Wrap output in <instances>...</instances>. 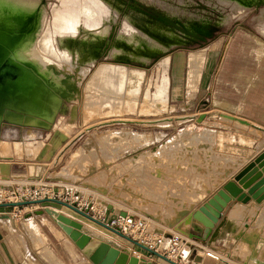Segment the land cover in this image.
<instances>
[{
  "label": "rangeland",
  "instance_id": "374dc122",
  "mask_svg": "<svg viewBox=\"0 0 264 264\" xmlns=\"http://www.w3.org/2000/svg\"><path fill=\"white\" fill-rule=\"evenodd\" d=\"M78 1L43 0V7L39 9L43 25L36 30V37L39 39L38 45L46 41H62L63 45L58 51L66 54L64 53L62 58L56 55L59 58L53 59V56H50L53 63L58 62L56 67L59 71L63 69L62 73L73 74L71 81L75 78L76 83L80 82L77 83L80 85V92L77 93L79 97L77 101L69 102L66 109L65 103L62 104V115L56 117L48 129L2 123L0 140H5L6 143L4 142V145L0 142V163H7L5 165L8 172L9 164L11 168H17L20 174L12 175L20 183L33 185L45 182L54 185L58 192H62L64 198H69L72 193L77 192L76 201L88 204L86 211L90 206H93L94 211H105L107 215H116L121 210H128L130 214L144 219L154 235L168 229L184 230L189 227V223L180 218L182 215L178 214V219L176 218L177 210L183 207L189 210L197 209L238 172L242 165L238 166V163L232 162L234 156L248 160L257 150L254 143L258 139L255 135L259 132H256L250 120L252 121L253 116H258L262 108L259 103L264 102V34L260 30V22L264 21V0H246L247 5L243 9H237L220 0H187L186 3H183L185 0H161L185 9L186 12L206 16L207 20L195 19L188 23L187 28L192 32L189 36H179L176 45L153 56L146 65H142L143 80L137 96L133 94L134 98L130 93L127 94V90H123L120 84L122 81L113 75L114 66L111 65L116 64L117 60L109 57L136 56L139 59L146 56L143 54L145 48L138 45L146 44L147 33L139 24H146L152 32L159 34L164 33L166 29L139 16L131 19L123 17L125 12L127 9H133L164 23H169L164 18L171 19L176 23L172 29L179 33L186 26L185 18L180 16V12L178 17H172L155 0H120L121 7L118 12L115 5L111 4L112 0ZM87 5L98 7L102 15L92 18L87 12L79 11L80 7L86 8ZM106 16L109 19H106ZM112 24L114 27L118 25V35L111 43L114 31ZM44 28L47 29L45 32ZM103 39V48H107L110 43L111 46L109 50L100 53ZM65 40L89 42L96 53H90L84 60L78 58L74 53L77 51V44L70 46ZM173 40L171 38L170 41ZM47 44L42 45L41 52L45 49L43 53L48 58ZM53 48L57 50L58 47L54 45ZM198 53H204L202 69L198 75V83L192 85L188 79V57ZM97 55L98 65L97 62L91 65ZM68 58L69 62L64 64ZM76 59L79 61H76L78 65L74 63ZM119 62L123 65L126 63L124 60ZM109 67H112L113 71ZM236 67L242 70V76L231 75L230 71H235ZM77 70L78 74L81 70L83 74L78 76L75 73ZM100 71H104L101 72L103 75ZM91 78H94L95 82L90 83ZM162 79L163 98L154 99V93L160 88ZM98 82H101V85ZM107 86L112 90H108ZM126 99L134 105L131 106ZM70 105L75 108L74 116L69 115ZM241 119L248 120V124H243ZM56 129L64 131V137L53 145L50 139ZM26 138L36 146L30 152L26 151L25 145L22 144ZM188 140L191 141L187 142ZM209 143L213 147L208 145ZM152 150L158 151L157 155L152 156ZM213 152L220 157L216 158ZM230 166L232 170L228 169ZM9 175L0 172V185H3ZM85 182L93 184L94 189L90 188L92 185L85 187ZM49 206L63 208L45 202L19 208L6 207L0 209V212L9 216L13 226L27 220L32 222L33 212L39 214V218H46L45 207ZM229 206L231 207V204L221 211L219 220L226 218ZM257 208L254 202L247 206L238 204L233 206L228 215L239 224L251 222L255 225L263 222L264 218V206L260 208L261 214L258 215L255 214ZM63 209L56 210L69 211ZM245 213L248 216L244 220ZM0 234L3 237L1 231ZM113 236L116 240L129 242L120 236L116 237V234ZM251 246L232 239L226 247V252L219 253L222 259L215 260L213 264H253L247 257ZM230 247H233V251ZM227 251H231L232 255ZM191 259L195 264H206L207 261L203 254L200 257L193 255ZM262 259L264 260V252L260 253V250L259 256L252 257L254 264H260Z\"/></svg>",
  "mask_w": 264,
  "mask_h": 264
},
{
  "label": "bare ground",
  "instance_id": "6f19581e",
  "mask_svg": "<svg viewBox=\"0 0 264 264\" xmlns=\"http://www.w3.org/2000/svg\"><path fill=\"white\" fill-rule=\"evenodd\" d=\"M91 1H93V0H91ZM95 1L97 2V0H95ZM155 1L158 4H160L161 7H163L164 9H166V11L172 17H178L179 16L178 13L180 12V14H182L180 16H183V18H185L184 21L186 23V26L179 33L177 31H174V29H172V27L175 28L176 23L173 22L171 19L164 18L166 21L169 22V23H166V22L164 23V22H161V21H159V20H157V19H155V18H153L151 16H146L143 13H140V12L135 11L133 9H127V11L125 12V14H124L123 17H128V19L129 18L131 19V18H134L136 16H139V17H141L143 19H149L150 22H155V23L159 24L163 29H166L167 30V31L165 30L164 33H162V34H159V33L155 32V31L152 32L146 26V24H139V26L147 33V38L148 39L145 38L146 39L145 40L146 41V44L143 43L142 45H140V44L139 45L137 44V45L139 47L145 48L146 51L143 54L144 55L146 54V56H142L139 59H137L138 57L136 58V56L135 57L131 56V58H128V57H119V56L113 55V56H110L109 57V58H114V59L117 60L116 64L111 65V66H114V72L116 73V74L114 73L113 75H116V79L122 81V83H120V84H122L121 87L123 88V90L124 89L127 90V92H128L127 94L128 95H129V93L131 95H133V94L136 95V93L140 89V86L142 84L141 81L143 80V74L142 73L144 71V68L142 67V65H146L148 63V61L151 60V58L153 56H155L157 54H160V53H164L170 47L172 48V46L176 45L179 42V36L180 37H184V36L187 37V36H189L190 33H192V32L187 28L188 27V23H190L191 21H193L195 19H198V20H201V21L207 20V17L206 16H200V15H195V14H193L191 12H186L185 9H180L178 7H174L173 5H171L170 3L166 2V1H161V0H155ZM220 1H223L226 4L227 3H230L233 7L237 8V9L246 8L245 5H247L246 2H245L246 0H220ZM110 2H111L112 5H115V7H116L115 9L118 12V10L121 7V1L120 0H112ZM186 2H187V0L183 1V3H186ZM90 5H87L86 8L80 7L82 9L79 8V11L82 12V10H83V11L87 12L88 14H90L92 16V18H93V16L102 15V14H100L98 7H96L94 5L92 7ZM84 6H86V5H84ZM42 7H43V0H0V70H7V67H11V68H14L16 70V72H15V74L13 76H8V75H6V76L5 75L4 76H0V128H1L2 123L5 122V123L11 124V125H18V126L20 125V126H23L25 128L48 129L55 122L56 117L62 115V113L60 112V110L62 109L61 108L62 107V104L65 103L64 106H65V109H66V107L68 106V103L69 102L77 101V99L79 97L77 95V93L80 92V85L77 84L79 81H77V83H76L74 81L75 78L73 80L74 82L71 81L72 80L71 76L73 74H64V73H62L61 71L63 69L61 71H59L58 68L56 67V63H58V62L53 63V59L54 58H57L58 56H61V58H62V56H64L66 54L65 52H64L65 53L64 54V53L58 51L62 47V45H63L62 44V41L52 42V43L51 42H48V41H46V43L43 42L44 44H47V42H48V44H47L48 45V54H47L48 55V58L44 54L45 53L44 52L45 49L43 50L44 53L41 52L42 45H44V44H42V45L39 44L38 45L39 39H37V37H36V30L40 29L42 27V25H43V18L41 17L40 11H39V9L42 8ZM42 15H43V13H42ZM91 16H89V18ZM107 16H106V19L108 18ZM113 16H111V18ZM94 18H96V17H94ZM261 18L262 17H259V19H261ZM100 20H101V18H100ZM104 21H103V23H104ZM105 23L107 25V22L106 21H105ZM109 23H112V22L110 21ZM260 23H262L261 26H260L261 27L260 30L264 34V21L262 20ZM120 24H121V22H120ZM167 24H169L171 26H168ZM118 25H119V23H118ZM118 25L116 24L115 27H114L113 24H112V26L114 27V31H113V35H112V38H111V43H112L113 40L116 39V37L118 35V33H117ZM46 30L47 29L44 28L43 31L45 32ZM46 33H48V32H46ZM40 34L42 35V33H40ZM46 37L48 38L49 36H46ZM46 37H45V39H46ZM171 38H173L174 40L173 41H170ZM42 39H44V38H42ZM104 39L101 41V46L103 45ZM50 40H52V39H50ZM66 42L69 43L70 46L77 44L78 48H77V51H75L74 53L76 54V56L78 58H81L83 60L90 53H93L95 51L91 47V45H90L89 42L80 41V40H71V41L68 40ZM111 43H110V45H108L107 48H103V46H102V49H101L100 53H104L105 51L109 50L108 48H110ZM138 43H141V42H138ZM54 45L56 47H58L57 50H56V48L55 49L53 48ZM45 48H47V46ZM123 48L125 49L126 47H123ZM128 48H130V47H128ZM113 52H114V50H113ZM95 53H96V51H95ZM100 53H99V55H100ZM71 54L73 55V52ZM50 55L53 56V59H51V56ZM56 55H58V56L56 57ZM99 55H97L95 57V59L92 61L91 65L94 64L95 62H97V58H98ZM123 55H125V54L123 53ZM188 58H189L188 59V66H189V74H188L189 77H188V79H189V82L192 85H196L198 83V75H199V72L202 69V63H203L204 53L193 54L192 56H190ZM73 59H74V57H73ZM56 60H58V59H56ZM63 60H64V57H63ZM69 60H70L69 58L67 60H65L64 61V64H67V62H69ZM123 60H124V62H126L125 65H123V64H121L119 62V61H123ZM76 61H78V60L77 59L74 60V63L75 64L77 63ZM61 62H63V61H61ZM100 62H103V61H100ZM109 62H112V61H109ZM130 62H132V63H130ZM133 62L136 63V64H133ZM64 64H62V65H64ZM138 64H140L141 66H139ZM77 65H78V63H77ZM97 65H98V62H97ZM128 65H131V66H128ZM57 66H58V64H57ZM109 68H111L112 71H113V68L112 67H109ZM67 69L69 70V67H67ZM89 69H87V71ZM102 69H104V68L102 67ZM84 70H85V68H84ZM58 71H59V73H58ZM81 71H79L80 76L83 74V72H81ZM101 72L104 73V71H100V73ZM75 73L78 74V70ZM103 73H101V74L103 75ZM79 74H78V76H79ZM109 75H111V74H109ZM93 77H94V75H93ZM107 77H108V75H107ZM93 79L91 78V80H89L90 83L95 82V80H93ZM76 80H78V77L76 78ZM118 80L116 81V83L118 82ZM110 81H112V80L110 79ZM101 82H98V83H100V85H101ZM103 82H105V81H103ZM112 82H114V80ZM163 83H164V79L161 80L160 88L154 93V96H153L154 99H156L158 97L160 99L163 98V93H164V84ZM105 84H106V82H105ZM100 85H97V86L99 87ZM103 86H104V84H103ZM103 86H102L101 89H103ZM118 86H119V84H118ZM118 88H117V90H122L121 88L120 89H118ZM108 90L111 91L112 89H110L108 87ZM105 91H107V90H105ZM118 93H119V91H118ZM116 94H117V92H116ZM88 96H89V94H88ZM125 97H126V94H125ZM132 97L134 98V95ZM85 98H87V97H85ZM126 100H128V99H126ZM123 103H124V101H123ZM129 103H131V102L129 101ZM149 103H147V104H149ZM132 104L133 103H131V106L134 105V104L133 105ZM128 105L129 104H127V106ZM139 109H140V107H139ZM68 111H69V115L70 116H74V114H75V108L72 105H70V108H69ZM61 122H63V121H61ZM168 122H170V121H168ZM232 122H233V120H232ZM241 122L243 124H248V120H245V119H241ZM238 124H240V123H238ZM245 126H247V125H245ZM66 127H69V126H66ZM63 132L64 131H62V132L61 131H58V130L55 131V133L53 134V136L50 139V142H52L53 145L59 143L60 140L64 137V133ZM256 132H255V134H256ZM195 139H197V138H195ZM189 141H191V140H188L187 142H189ZM0 142H3V143L5 142L6 143L5 140H0ZM5 143H4V145H5ZM210 143L208 145H210ZM22 144L25 145V150L28 151V152L34 150V147H36V146H34L33 142L30 141L29 138H26L25 141L22 142ZM212 144H213V142H212ZM224 144H225V142H224ZM187 146H188V144H187ZM237 146H240V145H237ZM211 147H213V146H211ZM154 149L156 150V147ZM157 149H159V148H157ZM155 150H152L151 151L152 156L157 155L156 153L158 151L156 152ZM217 152H219V151H217ZM213 154H214V152H213ZM236 155H238V153ZM214 156L216 158L218 157L215 154H214ZM231 156H233V155H231ZM11 157H12V155H11ZM48 158H50V157H48ZM233 158H234L233 159L234 164L241 163V161H243L242 158H240V157H235L234 156ZM41 163H43V161ZM93 167H94V165H93ZM88 171L90 172L89 169H88ZM91 171H92V169H91ZM23 181H24V179H23ZM85 183H83V186H84ZM86 186L87 187L91 186L90 187L91 189H94V187H95L93 184H89V183H86L85 187ZM46 203H52V202H46ZM54 204L55 205H58L56 203H54ZM236 204H242L243 206L250 205V204L242 203L240 201L239 202L232 203L231 204V207L229 206L230 209L228 210L226 219H224L223 225L221 227L220 226H217L216 230H214V232L216 234V236L214 237V239L216 240L218 237L222 236V234H220L219 231L223 227L226 228V226H229L228 223H230V222L231 223H234L236 225V228L241 229L240 230L241 232H239L234 237V239H235V241H238L239 240L241 242H244V244L252 245L251 246V249H250L249 255H248V252L247 251H246L247 252L246 254L248 255L247 257L250 259V261H252L253 264H254L255 261L252 260V257L255 256V255L256 256H259V250H260V253L261 252H264V218H263V222H261L259 224H255V225L254 224L252 225L251 222H249V223L248 222H243V223L239 224L238 221H236V219L230 218L229 215H228L229 214V211ZM259 205L260 204H256V206H259ZM61 207H64V208L68 209L69 211H72V210H70L69 208H67L65 206H61ZM198 209H201L202 212L205 215H207L208 217H210L212 219H216V216H217V213H218V208H217L216 204L211 199H209L208 201H206L205 203H203L202 205H200L198 207ZM69 211L68 212L58 211V212H60V213H62L64 215H67V216H69L71 218H74L75 220L79 221L82 224L83 231L86 232L87 234H89L90 236H92L94 238H98V239L104 240V241L112 239V238H110L109 236L106 235L107 233L105 234L103 232V230L99 229L100 227L103 228L102 226L98 225L97 223L93 222L92 220H90V219H88V218H86L84 216H81V215L77 214L74 211H72V212L75 213L76 215H74L73 213L72 214L69 213ZM79 216L80 217H83L85 219H79ZM247 216H248V214L245 213V216L243 217V219L245 220V218ZM7 217L8 216L0 217V221L2 219H4V218H7ZM181 217H182V219L184 221L186 220L188 223L191 222L192 220L195 221L194 219H192V216H190V215H184V214H182ZM244 220L241 219V221H244ZM22 225H23V228H25L27 231H29V234L31 235L32 240L34 241V246L35 247H37V244H39L42 240H44L46 238L44 236V234L31 221H28L27 220L26 222L22 223ZM98 226H100V227H98ZM105 230H107V229H105ZM47 246L44 243L43 248H42V250H44V252H46V253H48V247ZM232 248L230 247V250ZM237 250H238V248H237ZM232 251H233V249H232ZM199 253L201 254V252H198V254H195V255H199ZM228 253L231 254V251L228 252ZM230 254H228V255H230ZM234 256H235V254H234ZM261 258H262V256H261ZM212 259H214V258H212ZM241 261H242V259H241ZM238 262H240V259H239ZM248 262L249 261H247V263ZM249 263H251V262H249ZM262 263L264 264V260L263 259L260 262V264H262Z\"/></svg>",
  "mask_w": 264,
  "mask_h": 264
},
{
  "label": "water",
  "instance_id": "95a60500",
  "mask_svg": "<svg viewBox=\"0 0 264 264\" xmlns=\"http://www.w3.org/2000/svg\"><path fill=\"white\" fill-rule=\"evenodd\" d=\"M15 72L16 70L14 68L7 67V70H0V76H13ZM209 199H211L218 208L216 219L208 217L201 209L197 208L193 210L191 216L195 221L192 220L189 223L190 229L188 231V235L192 238L213 240L216 236L214 230H216L217 226L221 227L224 222V219L219 220L221 211L228 206L229 202L240 201L242 203H247L250 200H254L256 203H261L264 200V150L238 170V172L232 176V179L225 181ZM209 199H207V201ZM45 202H52L65 206L77 214L92 220L110 232L128 240L138 248L162 258L170 264H178L140 244L117 229L108 226L76 206L57 198L46 197L36 200L6 202L1 203L0 208L32 204L39 205ZM45 211L53 217L62 231L93 264H154L151 260L130 254L126 250L120 249L107 241L90 236L82 230V224L58 212L56 209L45 207ZM125 214V210L119 211V215L124 216ZM5 216L6 215H0V217Z\"/></svg>",
  "mask_w": 264,
  "mask_h": 264
},
{
  "label": "crops",
  "instance_id": "0c3cea01",
  "mask_svg": "<svg viewBox=\"0 0 264 264\" xmlns=\"http://www.w3.org/2000/svg\"><path fill=\"white\" fill-rule=\"evenodd\" d=\"M240 68L236 67L235 71L234 69L233 71H230L231 75L236 77L242 76V70H240ZM251 79H249V83L251 82ZM259 105L262 107L261 108L262 110L260 109V113L258 114V116H253L252 121L250 120V122L255 127V130L258 131L260 134V135L258 134L257 136L255 135V137H258V139H256L255 141V146L257 147V150L248 160L245 158L242 159L243 161H241V163H238L239 164L238 166L242 165L239 168V170L264 150V102H260ZM5 164L7 163L5 162L0 163V170H1L0 172L3 174L8 173L10 175L9 178L5 179L4 180L5 182L2 184L5 185L10 182L18 181L14 179V175L12 174L15 175L20 174L19 170H17V168H15L14 166L13 168H11L9 164V172H8ZM228 169L232 170L231 166ZM234 202H239V201H231L229 202L228 205ZM252 202H254L255 205L260 204L259 206H257L258 208L255 210V214L256 215L261 214L260 208L264 206V200L261 203H256L254 200H250L246 204H251ZM49 207L54 209L64 208V207L55 208L52 206ZM63 210L68 211V209L66 208ZM127 212L130 213L128 210ZM192 212L193 209L189 210L186 207L180 208L176 212V218L178 219L177 217L178 214L191 216ZM0 215H2V212ZM37 215L39 214H36L35 212L32 213L31 215V218L33 219L32 222H34V225H36V227L46 237L39 244H37V247L34 246V241L32 240L29 231L23 228L22 223L12 226L10 224L9 216L0 221V231L3 234V237L0 238V264H93L82 253V251L74 244V242L62 231V229L57 225V223L54 221L53 217L49 213H47L46 218H39V216ZM79 219H85V218L79 216ZM228 225L229 226H226V228L223 227L219 231V233L222 234V236L218 237L216 240L215 239L203 240L204 241L203 248L208 249L210 247L214 249V251H216L217 253L225 252L228 244L231 243L232 239L235 240L234 237L239 232H241L240 231L241 229L236 228V225L234 223L230 222L228 223ZM187 228L190 229V227ZM99 229L103 230L105 234L107 233L106 234L107 236L112 238L110 240H106L107 242L117 246L120 249L126 250L130 254H134L139 257H144L147 260H151L154 264H170L166 260L159 258L157 256L154 255L149 256L148 252L138 248L137 246L133 245L131 242H126L123 239H122L123 241L116 240V238H114L113 236L114 234H111V232L108 233L109 231L107 232V230L103 228H99ZM44 243L46 244V246L48 245L47 246L48 253L42 250ZM199 252L205 255L204 252L202 251ZM201 254L199 253V255L196 256L200 257ZM205 258L207 259L206 264H213V262L215 261V259H212L211 257L206 255ZM220 259H222V257H220Z\"/></svg>",
  "mask_w": 264,
  "mask_h": 264
},
{
  "label": "built area",
  "instance_id": "2783aa9c",
  "mask_svg": "<svg viewBox=\"0 0 264 264\" xmlns=\"http://www.w3.org/2000/svg\"><path fill=\"white\" fill-rule=\"evenodd\" d=\"M53 186L45 182L30 185L29 183H20L18 181L0 185V204L50 197L65 200L77 208L86 211L88 204L84 205L80 200L76 201L75 195H78L77 192L72 193L69 198H64L62 197V192H58ZM13 207L19 208V206ZM86 212L178 264H195L191 256L198 254L199 251L216 260L220 259V254L214 251V249L210 247L208 249L203 248V240L190 237L188 235V228L184 230L168 229L154 235L144 219L136 217L127 211L124 216L119 214L107 215L105 211L102 213L97 212L93 210V206H90ZM132 234H135V236ZM148 254L149 256L152 255Z\"/></svg>",
  "mask_w": 264,
  "mask_h": 264
}]
</instances>
